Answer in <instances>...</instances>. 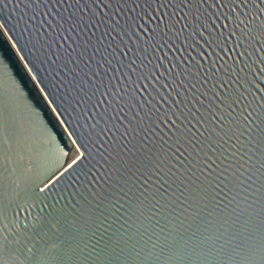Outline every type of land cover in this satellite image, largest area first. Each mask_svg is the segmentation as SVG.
I'll list each match as a JSON object with an SVG mask.
<instances>
[{
  "label": "water",
  "instance_id": "95a60500",
  "mask_svg": "<svg viewBox=\"0 0 264 264\" xmlns=\"http://www.w3.org/2000/svg\"><path fill=\"white\" fill-rule=\"evenodd\" d=\"M0 264H264V0H0Z\"/></svg>",
  "mask_w": 264,
  "mask_h": 264
}]
</instances>
